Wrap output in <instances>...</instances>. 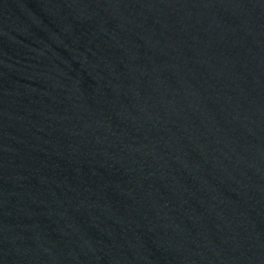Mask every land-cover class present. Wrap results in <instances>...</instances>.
Listing matches in <instances>:
<instances>
[{"label":"water","instance_id":"95a60500","mask_svg":"<svg viewBox=\"0 0 264 264\" xmlns=\"http://www.w3.org/2000/svg\"><path fill=\"white\" fill-rule=\"evenodd\" d=\"M0 264H264V0H0Z\"/></svg>","mask_w":264,"mask_h":264}]
</instances>
